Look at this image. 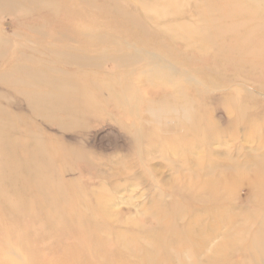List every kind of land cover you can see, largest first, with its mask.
<instances>
[{"label": "rangeland", "instance_id": "rangeland-1", "mask_svg": "<svg viewBox=\"0 0 264 264\" xmlns=\"http://www.w3.org/2000/svg\"><path fill=\"white\" fill-rule=\"evenodd\" d=\"M232 2L0 0V264L18 263L8 254L17 237L35 253L55 245L53 226L95 262L264 264V231L261 249L252 239L264 204L247 188L219 202L241 214L224 211L210 237L214 219L196 221L185 193L109 177L133 161L122 127L133 122L153 131L149 166L175 187L231 175L227 150L239 160L264 151V22L244 24L260 16ZM214 137L235 140L213 144V156Z\"/></svg>", "mask_w": 264, "mask_h": 264}, {"label": "bare ground", "instance_id": "bare-ground-1", "mask_svg": "<svg viewBox=\"0 0 264 264\" xmlns=\"http://www.w3.org/2000/svg\"><path fill=\"white\" fill-rule=\"evenodd\" d=\"M232 1H233L232 2L233 7L237 6L238 8H240L242 12H245L244 15H249V16L254 15L252 17L260 16L259 17L260 19L252 18L251 22H247L249 21L247 20L245 21L244 24L248 25V23H252L253 21L254 22H264V18L262 19V17H264V0H232ZM254 8H257V11L260 12V15H256V13H254V10H253ZM237 15L239 14L235 13V16ZM229 114L232 115L231 112H229ZM211 117H214V111H212ZM231 117L232 116H229L228 118V123L226 127L227 130L229 129V126L232 124ZM130 125L131 126L127 127L125 124L122 127L126 130L127 135H129V142L133 144L128 149L127 155H126L127 157H131L133 161L131 164H128V162H125L122 168L123 170L121 172L116 170L112 172L109 177L111 178L112 176H117V175L123 176L122 178L125 180L126 184H134L132 183V179H131V178H134L138 180V182H135L134 186H139L140 184H143V182H146V181L147 183H149L150 179L152 180V185L156 187H157V184L161 182V186H164L166 189L171 190L170 196L172 198L175 197V192L176 193L179 192L182 194L185 193L187 196L186 200H189L191 202L195 201L199 204L198 206H195L187 201L188 208L192 210L193 212H196V213L198 212L196 221L198 219L200 221L201 220L205 221V219H210V218L214 219L210 223L213 229V234L210 235V237L215 236L214 233H216L215 237L219 236V232L217 231L216 228L218 227L219 222H220L218 218L222 216V213L224 211H229L235 214L236 216L241 214V212L236 213V209L238 207H236L235 205H230L232 202H230L228 205L224 204L222 206L219 204V202H221L222 200H226V199L228 200L227 195H231V194L234 195L237 192L235 190L237 187L240 186L241 189L243 187L247 188L252 200H257L264 204V151L254 154L251 159L246 158V160L245 159L239 160V159H235L234 156L231 155L232 154L231 151L227 150L225 157L229 160V163L225 164L226 166L221 172L224 173L225 171L227 172L229 171L231 172V175L229 174V175L224 176L221 173L215 178H200L197 184L195 183L196 185H193L192 184L193 182H191V183H188L187 185L182 186L181 184L179 185V187H175L174 186L175 183L173 181L175 180L174 176L171 177V180H170L171 182L169 180H166L164 182L161 177L157 176V174L162 173V170L158 171L159 169H157V167L151 168V166H149L150 162L155 159V155H152L153 151L151 150V144L153 143L152 138L154 136L153 131H151L150 129L147 130V127L145 126L142 127V123L139 124V123L133 122ZM224 130L225 129H223L220 132H223V133L228 132ZM242 130H244V128H242ZM224 135L228 136L227 133ZM237 136H238L237 138L242 136L243 141L249 142V137L245 135V131L242 135H237ZM234 140H235V137H228L222 140H218L216 137L211 138L209 141V145H210L209 151H211L213 156H216V154L218 153V150L211 149L213 144L214 145L224 144V145L229 146L228 145L229 142L234 141ZM142 142H145V144L147 145L145 149H142V145H143ZM242 146H243L242 149H244L245 144H243ZM253 150H254L253 148L250 149V152ZM176 152L173 153V155H177ZM241 153H242V150L241 149L238 150L237 158L240 157ZM160 155L163 157L170 156L164 153H161ZM253 164L255 165V167L251 168V165ZM215 167H217L216 164H215ZM167 169H175V168L167 166ZM201 169H202L201 167L195 168V171L197 170L200 171ZM184 170H187V168L184 166L177 168V172H182ZM181 177L179 181L180 180L182 181ZM183 178H184V184H185L186 182L185 174H183ZM116 180L112 186L114 189H117L118 187H120L119 182H117ZM150 188L151 187H147V190ZM142 194H145V191H143ZM163 194L164 193H161V195ZM117 204L118 203L115 204L116 207H117ZM263 223H264V218H263ZM135 225H138L141 227V225L139 224H135ZM140 227H138V229ZM190 227L191 225L188 223V226L185 228L186 229L185 233L187 235H191L192 233L191 232L192 227L191 228ZM258 229H259L258 231L254 232L252 239L254 243L253 245L254 246L257 245V247L261 249V247L263 246L261 245L262 238L260 236L264 230L261 228H258ZM143 231L146 232V230H143ZM46 233L48 237L50 236L51 238L52 236L53 241H54L53 237L57 238L56 243L52 241V243H55V245L52 244V247H51L50 243L42 242L41 248L40 249L37 248L38 253H35L32 251L31 246H29V244L26 241L17 237L16 246L18 247L20 252L19 251L17 252L16 249H14V247L10 246L11 248H9L8 254L13 255L15 258H18V263H14V262L9 263L6 261L5 262L3 261L2 263L3 264H60L59 262L60 260H62L63 262H67L66 264H91L90 262H92L93 264H121L120 261H116L114 257H111V256L104 258V259H100L98 260V262H95L94 260L97 259L98 257H95L96 255L95 252H92L90 249H88L89 254H90L89 258H84L82 256L81 251L79 252L72 251L70 247L71 244L69 243L68 240L65 243L64 242L61 243V240L59 237L61 235V232L60 230H58V228H55V226H53L52 229L49 230V232L47 231ZM72 233L74 234L75 232H72ZM62 234L67 235V239H69L71 231L62 230ZM183 234H184V231H183ZM200 234H203V229H200ZM6 245H10V243H6ZM58 246H60L61 248L58 249ZM100 247L101 245H99V248ZM221 248H222L221 245L219 246L216 245V250H220ZM243 249L245 248H243V245H242L240 250L243 251ZM51 250H53L52 252L53 254L51 253ZM74 250H77V249H74ZM119 250L120 249L116 247L112 249L111 252L113 253ZM262 250H264V247L262 248ZM120 255H121L120 259L125 258L126 261H129L127 254H125L124 252L121 251ZM37 258H39L41 261L40 260L36 261ZM122 264H124V261L122 262Z\"/></svg>", "mask_w": 264, "mask_h": 264}]
</instances>
